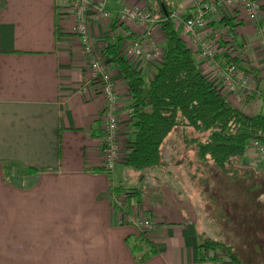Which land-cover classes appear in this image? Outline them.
I'll return each mask as SVG.
<instances>
[{
    "label": "crops",
    "instance_id": "crops-1",
    "mask_svg": "<svg viewBox=\"0 0 264 264\" xmlns=\"http://www.w3.org/2000/svg\"><path fill=\"white\" fill-rule=\"evenodd\" d=\"M151 1L153 12L155 6ZM167 3L174 6L171 11L183 10L188 16L193 12L187 0H167ZM72 4L70 0H4L0 8V189L12 196L14 206L26 205L21 200L24 199L28 214L36 210L39 214L35 219L29 215L28 219L0 220V224H16L19 226L15 227L37 235L18 240L13 247L5 248V253L0 249V264L4 255H9L6 260H10V264H215L198 260L196 224L186 217L191 213L188 207L197 213L193 203H186L170 188L166 189L158 173H145L143 181L158 178L156 186L160 187L159 194L167 202L153 205L147 201L139 205L152 214L156 226L149 236L155 254L143 262L138 261L142 254L137 247L141 232L136 227L119 223V214L111 198L117 186L122 189L141 186L132 178L130 169H125L123 161L111 174L103 170L101 140L105 100L98 85L91 83V72L87 68L89 56L86 58L76 32ZM123 4L144 8L145 2L108 0L106 9L113 19ZM263 14L259 18L262 25ZM214 17L206 33L211 41L220 39L222 52L217 58L224 63L235 60L241 68L240 75L246 72L251 75L250 88L244 89V104L235 105L234 95L218 87L210 65L198 58V49L191 47L196 49L201 71L233 106L248 115L264 114V46L259 45L256 37L257 23L243 19L236 38L242 48L234 56V52L226 50L228 45L224 41L226 36L221 33L224 26L219 22L220 17ZM156 20L160 24L155 25L154 44H148V48L158 50V63L139 72L148 80L161 66L165 44L161 20L158 17ZM135 26L131 28L136 32ZM132 30L127 25L115 26L113 21H95L89 25L93 46L103 62L110 65L116 90L120 93L119 114L123 127L132 126L128 109L131 95L127 81L103 53L111 36L137 38L139 33ZM188 41L185 39L187 45ZM125 60L132 69L140 70L139 60ZM182 138L177 134L175 139L171 137L166 141L163 153L166 152L167 162L176 158L169 150L174 144L179 146L178 155L183 161ZM5 163L20 168L14 171L12 178L19 183L17 185L27 183L28 190L20 191L13 183L4 187ZM120 169L124 170L123 179ZM194 176L198 178V174ZM187 178L193 179V175L188 172ZM177 179L180 180L178 174ZM197 185H191L195 196L202 195ZM29 197L36 198L37 202H29ZM218 207L224 213L227 210ZM211 211H215V207L206 211L209 215L204 220L207 232L208 225L217 226L216 215ZM221 220L227 221L224 214ZM209 235L206 236L210 240L218 241ZM207 255L211 256L209 252Z\"/></svg>",
    "mask_w": 264,
    "mask_h": 264
},
{
    "label": "trees",
    "instance_id": "trees-1",
    "mask_svg": "<svg viewBox=\"0 0 264 264\" xmlns=\"http://www.w3.org/2000/svg\"><path fill=\"white\" fill-rule=\"evenodd\" d=\"M153 2L154 16L161 20L165 37L162 63L155 76L148 80L132 69L121 55L123 37H117L105 47L103 53L127 81L131 95L128 109L132 131L128 140H125L127 149L121 162L137 171L164 170L172 163L164 160V145L171 136L175 139L177 134H182V150L185 152L183 163L196 165L195 175L204 173L202 167L207 166L210 171L221 172L238 185L244 184L252 189L264 186V173L253 171L243 164L248 153L255 158L252 149L256 153V143L264 147V114L248 115L220 94L201 71L195 51L181 37L179 27L171 18V7L174 6L167 3V0ZM3 5L4 0H0V8ZM219 22L231 29L237 48L241 49L236 38L239 37L237 30L243 20L239 19L238 12L234 13V18L223 17ZM238 69L241 71V68ZM245 75L250 74L246 72ZM234 104H237L235 99ZM255 159L256 162H262ZM3 169L6 182H9L8 177L14 171H20V168L10 163L3 164ZM117 188L113 192H125L131 204L134 202L140 205L141 201L137 199L142 197L141 189ZM204 190L206 194L214 192L212 189ZM215 203L211 208L217 207ZM259 207H256L254 213L258 212ZM224 208L227 209L224 216L232 225L231 212L226 205ZM147 214L151 219L154 218L152 214ZM139 231L137 247L142 254L137 259L143 262L155 254V249L149 241L150 235ZM130 246L134 247L132 244ZM197 252L199 261L246 264L233 247L220 241L206 239L204 243V238H199Z\"/></svg>",
    "mask_w": 264,
    "mask_h": 264
},
{
    "label": "built area",
    "instance_id": "built-area-1",
    "mask_svg": "<svg viewBox=\"0 0 264 264\" xmlns=\"http://www.w3.org/2000/svg\"><path fill=\"white\" fill-rule=\"evenodd\" d=\"M108 0H76L70 2L72 4V12L75 17L76 32L82 43L86 58L89 56L87 68L91 72V82H96L99 86L100 95L105 100V107L102 114L104 122V131L101 140V149L103 156V167L107 173H112L116 169L119 162L124 159V147H127L124 136L122 135L121 122L119 120V111L121 102L119 95L116 93V84L113 81L110 72V65L103 62L101 56L96 52L95 46L89 36V25L91 22L108 21L114 22L115 26H125L131 28L136 25L132 32H135L137 38H123V46L121 55L124 59H136L141 62L140 71H144L145 67H154L158 63L159 53L157 49L148 48V44L152 45L155 39L154 28L160 21L156 20L152 15V1L144 0V8L131 7L123 4L115 19L112 13L106 9ZM193 12L190 16L184 17L180 10L174 9L171 18L175 20L179 27L181 37L188 39L189 47L198 49L199 59L207 61L216 76L218 87L222 88L229 94L234 95L236 102L241 101V97L237 96L240 89H248L251 83V75H240L237 62L224 63L217 57L222 52L220 39L211 41L209 33L206 30L214 16L234 18V13L238 12L239 19L246 20L247 17L255 18L260 16L256 5L257 0H245L243 9L240 1L236 0H187ZM121 4V3H120ZM160 24V23H159ZM134 34V33H133ZM132 34V35H133ZM134 34V35H136ZM112 35V34H111ZM118 36H111V42L106 41L105 47L114 42ZM122 37V36H121ZM131 37V36H130ZM145 41V42H144ZM227 43V51L229 53L238 51L235 37L224 39ZM147 45V48L145 46ZM235 46V49H234ZM254 145V144H253ZM261 146V145H260ZM255 144L256 153L252 149L254 157L260 161H264V147ZM254 158V159H255ZM115 211L119 214V223L122 225H132L149 235L153 232L156 224L153 219L139 205L129 203L128 194L125 192L114 191L111 198Z\"/></svg>",
    "mask_w": 264,
    "mask_h": 264
},
{
    "label": "rangeland",
    "instance_id": "rangeland-1",
    "mask_svg": "<svg viewBox=\"0 0 264 264\" xmlns=\"http://www.w3.org/2000/svg\"><path fill=\"white\" fill-rule=\"evenodd\" d=\"M169 1L172 2L173 0H169ZM235 1L236 0H234V2ZM238 1H240L242 8L246 9L247 6L244 5L245 0H238ZM257 1L258 3L256 7L260 12V16L257 17L258 16L257 15L255 18L247 17L248 19L246 20L252 23L253 22L257 23L256 37H258L257 40L259 45L264 46V25L261 24V20L259 19L261 17V13L262 14L264 13V0H257ZM181 13L183 14V10L181 11ZM222 25L224 26V24ZM222 30H223V32H221L222 35L227 36L228 39H231V37L234 38V34L231 33V29L229 27L224 26V29ZM159 31L160 28H158L157 32ZM194 50L196 51V49ZM198 58H199V52H198ZM204 62L207 63V61ZM255 79L253 78L254 81ZM93 81L91 82L93 85H98L96 82H94L96 83L94 84ZM262 89L264 90V88ZM116 93L119 95L118 99L120 102L121 101L120 93L119 91L118 92L116 91ZM237 96L241 97V101L236 102L237 103L236 105L238 104L243 105L245 102L243 97L245 96L244 89H242L237 94ZM119 120H120V114H119ZM120 128L122 129V135L127 141L129 137V133L132 131V126L123 127L121 125ZM125 128L128 130L126 131ZM125 144L126 143H123L122 145ZM166 148H168L167 145ZM123 149L126 151L127 147L126 148L124 147ZM169 150L171 153H174L176 155V158L172 160V163L168 162L170 164L167 165L168 167H166L164 170L160 169V170L144 172L129 168L130 169L129 171L132 173L131 175L132 178L138 180V184L141 186L139 187V189H141L142 187L144 188V189L142 188L144 191L143 197L137 200H140L141 204L143 202L144 205L147 204V201H150L153 205L155 204L163 205L162 203L165 200L167 202V199L163 197L162 192H161L162 197L159 194L160 187L158 188L155 182L156 180H159L158 178L153 177V180L147 181L145 179L143 181V178L145 177L144 176L145 173H152V175L154 173H158L160 176H162L163 178L162 181L165 183L164 184L165 187H167L166 189L169 190L170 188L172 192L176 196H178V198H183L186 201V203H190V204L193 203L192 205H194V207L196 208L197 213H195L193 209L188 207L191 213H187L186 217L188 219L195 221L197 228V235L201 239L204 238V243L206 239H209L207 236L210 237L209 234H211L212 236L217 238L218 241H222L228 244L229 246L233 247L234 251L239 254L240 258L246 261L245 262L246 264H264V186H260L256 189H252L249 186L246 187V185L244 184L238 185L237 182H235L230 177L224 175L223 173L215 170L210 171V169L206 168L207 166L202 167V169H204L203 170L204 173L198 174V178H197L196 176H194V173H196L195 170L196 165L193 166L189 164L184 165L182 159L178 155L179 146L174 144L171 146ZM164 160L167 161L166 152H164ZM243 164L247 168L253 171H259L262 174L264 173V161L256 162V159H254L252 155L250 156V158L247 157L243 161ZM125 169L128 170V167L127 168L125 167ZM122 170L123 169H120L119 171L121 172ZM188 172L191 176L193 175V179L191 178L186 179V175ZM177 174L180 180L177 179ZM12 176L13 175H9L8 177L9 182L5 181L6 184L4 187H9L11 183H13L17 188H20V191L28 190L27 189L28 187L26 186L27 183L24 182L23 186L17 185L19 183L14 182ZM120 178L121 179L124 178V170H123V174L120 173ZM192 183L195 185L198 184L201 187L202 195L195 196L193 194L192 192L193 187H191ZM30 187L31 186H29V188ZM127 187L129 188L130 186ZM204 189H212L214 192L206 194ZM21 200L24 204L27 205L26 200L24 199ZM32 201L37 202V199L33 198L32 200V197H29V202ZM215 202L217 203L216 204L217 207L215 208V211H211V212L214 215H216L215 217L214 216L212 217H214V222L215 225L217 226L208 225V232H209L208 234L207 230L204 228L206 226L204 220L206 217L209 216L208 214H206V211H210V207L213 206ZM132 204L136 206L134 202ZM26 205L17 206V207L14 206L12 196L5 189H0V220L28 219L29 215H31L33 219L37 218V216H39L38 212H36L37 210L31 212V214H28L29 209L27 208ZM225 205L228 206L232 214V215L230 214V216L234 217V222H232V226L231 223H228V221L223 222L221 220V216L224 214V211L222 208H219L218 206L225 207ZM258 206H260L258 212L254 213L256 207ZM195 214L196 217L194 218ZM15 226H19V225L0 224V249H3V253H5V248L9 246L13 247V245H16L15 243L18 240L20 239L27 240L30 239L31 237L37 236L30 234L28 229L17 228ZM8 257L9 255L2 256V258L4 259L2 261V264H10L11 261L6 260Z\"/></svg>",
    "mask_w": 264,
    "mask_h": 264
}]
</instances>
